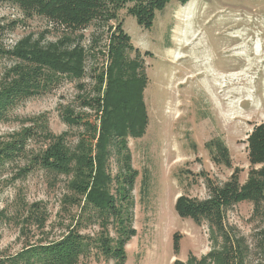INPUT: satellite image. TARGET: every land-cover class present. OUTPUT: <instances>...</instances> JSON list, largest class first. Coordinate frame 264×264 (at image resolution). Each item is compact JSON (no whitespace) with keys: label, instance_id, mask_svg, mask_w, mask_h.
Returning <instances> with one entry per match:
<instances>
[{"label":"rangeland","instance_id":"obj_1","mask_svg":"<svg viewBox=\"0 0 264 264\" xmlns=\"http://www.w3.org/2000/svg\"><path fill=\"white\" fill-rule=\"evenodd\" d=\"M120 17L142 54L149 79L144 93L146 133L128 140L138 177L130 194L136 234L126 245V264H182L190 255L208 254L212 242L209 222L179 217L177 199L183 195L208 200V181L222 187L236 171L242 184L248 180L247 139L264 124V0L171 2L157 12L152 29L140 27L126 10ZM0 21L21 22L6 33L8 48L29 33L49 30L52 42L62 36V30L46 19L27 20L13 5L0 3ZM102 30L93 25L83 31L84 46L89 47ZM12 65L11 59L0 60V78ZM93 66L88 62L82 81L67 80L55 91L11 109L8 121L0 123V141H10L31 127L29 120L45 116L54 135L70 132L76 144L79 131L65 124L62 112L68 106L82 110L78 96L91 90ZM215 140L228 149L230 166L213 160L208 144ZM44 147L42 137L29 139L24 156L0 165V264H40L42 246L60 241L71 230L93 240L100 235L99 225L82 219L79 207L63 203L71 194L70 178L56 177L39 166L26 176L20 172ZM37 205L47 211L45 224L35 219L40 214ZM255 213L253 203L243 202L228 209L225 218L226 226L246 239L250 260L259 253L264 229V217ZM110 234L116 238L114 226ZM26 255L30 262L19 260ZM79 264L114 260L93 250Z\"/></svg>","mask_w":264,"mask_h":264},{"label":"trees","instance_id":"obj_2","mask_svg":"<svg viewBox=\"0 0 264 264\" xmlns=\"http://www.w3.org/2000/svg\"><path fill=\"white\" fill-rule=\"evenodd\" d=\"M187 1L0 0L18 7L27 20L44 18L62 30V36L54 42L48 40L51 32L44 30L40 34L29 33L8 48L5 35L21 22L0 21V60L14 61L0 78V123L8 121L9 111L20 103L51 93L67 80L82 81L88 62L94 63L93 86L78 96L82 110L77 112L68 106L62 112L65 124L79 131L76 144L71 142L70 132L54 135L45 116L29 120L31 127L10 141H0L1 165L24 156L29 139L42 137L45 147L20 172L26 176L39 166L56 177L70 178L71 194L65 196L63 203L79 207L85 216L82 219L99 225L101 230L94 240L79 230H71L60 241L45 244L39 253L40 264H79L81 257L93 250L114 260V264H126V245L136 234L130 194L138 177L132 169L128 140L146 133L144 93L149 79L142 54L132 45L120 14L126 10L140 27L152 29L157 12L171 2ZM93 25L103 30L86 47L82 33ZM247 143L251 170L244 184L236 171L222 187L208 181V200L196 201L183 195L177 199L179 217L209 222L212 242L208 254L201 258L190 255L182 264H264V229L259 234V253L250 260L252 251L246 239L225 223L228 209L243 202L253 203L256 213L264 217V124L254 128ZM208 148L214 161L230 166L229 151L220 140L210 142ZM36 207L40 214L35 219L45 224L47 211L41 205ZM111 226L115 227L116 238L110 234ZM26 257L19 256V260L30 262Z\"/></svg>","mask_w":264,"mask_h":264}]
</instances>
